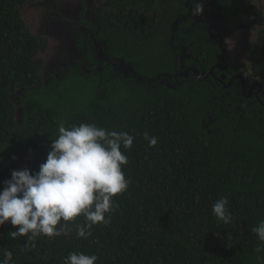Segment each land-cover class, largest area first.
I'll list each match as a JSON object with an SVG mask.
<instances>
[{"label":"trees","instance_id":"obj_1","mask_svg":"<svg viewBox=\"0 0 264 264\" xmlns=\"http://www.w3.org/2000/svg\"><path fill=\"white\" fill-rule=\"evenodd\" d=\"M113 2L123 10L116 19V11L107 13L108 26L137 36L167 31L159 23L162 10L170 21L176 7L185 4ZM19 3L0 0V189L13 170H39L61 124L128 132L134 142L130 150L121 149L128 157L122 170L129 184L113 198L109 223L94 225L87 239L78 238L76 225L85 223L79 216L65 234L38 237L35 248L25 249L26 237L10 238L18 226L6 222L0 226V259L7 250L12 264H64L75 251L97 255L95 264H264V243L252 232L264 219L259 138L242 127L233 130L224 115L216 125L205 126V103L181 100L171 91L159 96L154 90L108 83L98 110L93 88L84 87L79 77L53 88L33 87L38 42L24 30ZM251 68L264 73V28L251 52ZM17 90L23 104L20 120L13 102ZM145 132L157 138L154 147ZM224 196L233 217L228 225L212 214V205Z\"/></svg>","mask_w":264,"mask_h":264},{"label":"flooded vegetation","instance_id":"obj_2","mask_svg":"<svg viewBox=\"0 0 264 264\" xmlns=\"http://www.w3.org/2000/svg\"><path fill=\"white\" fill-rule=\"evenodd\" d=\"M73 2L21 0L17 7L24 30L38 42L33 87L53 88L79 77L84 87L93 88L98 110L108 83L154 90L159 96L171 91L181 100L205 103V126L216 125L224 115L233 130L242 127L258 137L264 154V73L251 68V52L264 28V0H250L254 8L246 0H204L203 13L195 16L191 0H184L170 21L162 10L159 23L167 31L143 36L108 26L107 13L116 11V19L123 10L113 0ZM24 7L39 12L38 29L44 27L47 34L30 32ZM61 24L72 29L76 52L52 39ZM16 93L13 102L22 115L20 90Z\"/></svg>","mask_w":264,"mask_h":264},{"label":"clouds","instance_id":"obj_3","mask_svg":"<svg viewBox=\"0 0 264 264\" xmlns=\"http://www.w3.org/2000/svg\"><path fill=\"white\" fill-rule=\"evenodd\" d=\"M191 2L193 15H201L204 0ZM58 132L38 171L13 170L0 189V226L6 222L18 226L8 235L12 239L26 237L25 249L35 248L38 237L65 234L68 223L75 222L79 216H83L85 223L76 225V235L87 239L94 225L110 222L106 214L113 210V198L128 188L129 180L122 170L128 157L121 149L132 148V135L91 123L74 124L70 128L61 124ZM144 138L150 147L158 142L147 132ZM228 204L224 196L212 205V214L224 225L233 220ZM252 232L264 243V219L252 228ZM97 259L95 254L73 251L64 257V264H95ZM0 264H12L11 251L4 252Z\"/></svg>","mask_w":264,"mask_h":264},{"label":"rangeland","instance_id":"obj_4","mask_svg":"<svg viewBox=\"0 0 264 264\" xmlns=\"http://www.w3.org/2000/svg\"><path fill=\"white\" fill-rule=\"evenodd\" d=\"M39 1L42 2L43 0H39ZM73 1H75V0H67V3H71L72 2V4H74L75 2H73ZM47 11L49 13L52 10L51 9H49V10L47 9ZM22 12H23V16H24V19L26 21V24H27V26H28V28H29V30H30V32L32 34H37V32H38L39 35L47 34V32H46L44 27L41 29V26H40L41 30L38 29L39 24H40V19L37 18V15L39 14V12L35 13L33 10L28 9L27 7H24L22 9ZM60 21H62V19H60ZM70 27L73 28V26H70ZM59 29H60V34L58 36H56V37L50 33L52 39L56 40L58 42L60 41L63 44H67L68 46L71 45L72 50L75 51L76 47H75V45H73L74 44V40H75V38H74L75 35H74L72 29H70L69 26H63L62 24L59 25ZM50 44H52V43H50ZM55 70L56 69L53 67L51 71L54 72ZM14 106L16 108V110H15L16 118L19 120L21 114L18 113V109L17 108L20 107V106L18 104H16V102H14Z\"/></svg>","mask_w":264,"mask_h":264}]
</instances>
